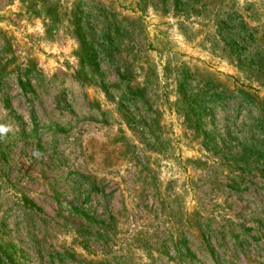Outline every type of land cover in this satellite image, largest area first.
<instances>
[{"label":"rangeland","instance_id":"1","mask_svg":"<svg viewBox=\"0 0 264 264\" xmlns=\"http://www.w3.org/2000/svg\"><path fill=\"white\" fill-rule=\"evenodd\" d=\"M0 264H264V0H0Z\"/></svg>","mask_w":264,"mask_h":264},{"label":"trees","instance_id":"2","mask_svg":"<svg viewBox=\"0 0 264 264\" xmlns=\"http://www.w3.org/2000/svg\"><path fill=\"white\" fill-rule=\"evenodd\" d=\"M33 206V205H32ZM33 208H35V206H33Z\"/></svg>","mask_w":264,"mask_h":264}]
</instances>
